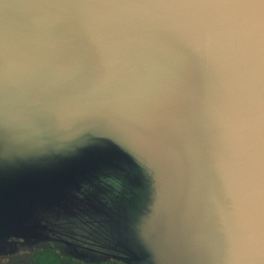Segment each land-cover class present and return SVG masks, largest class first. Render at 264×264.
<instances>
[{
    "label": "water",
    "instance_id": "95a60500",
    "mask_svg": "<svg viewBox=\"0 0 264 264\" xmlns=\"http://www.w3.org/2000/svg\"><path fill=\"white\" fill-rule=\"evenodd\" d=\"M0 224V255L264 264V0H0Z\"/></svg>",
    "mask_w": 264,
    "mask_h": 264
},
{
    "label": "trees",
    "instance_id": "16d2710c",
    "mask_svg": "<svg viewBox=\"0 0 264 264\" xmlns=\"http://www.w3.org/2000/svg\"><path fill=\"white\" fill-rule=\"evenodd\" d=\"M42 245V246H41ZM41 245H38L31 249L28 253L33 254V256H36V260L39 259V257L42 256V254L45 255L43 261H47V263H59L62 262V258H67L68 260L73 261V264H125L117 260H89V259H82L76 256H73L70 253H67L64 251V249H61L59 244L56 242H50L43 243ZM32 256V257H33ZM34 258V257H33Z\"/></svg>",
    "mask_w": 264,
    "mask_h": 264
},
{
    "label": "flooded vegetation",
    "instance_id": "af4514ba",
    "mask_svg": "<svg viewBox=\"0 0 264 264\" xmlns=\"http://www.w3.org/2000/svg\"><path fill=\"white\" fill-rule=\"evenodd\" d=\"M50 227H52L51 224H48L47 228H45V229L46 230L54 229V228H50ZM47 232H51V231H45L44 233H47ZM30 250L31 249H29L28 251H24L23 250L21 252H17V253L12 254V255H0V264H53V263H47V261H45V262L43 261V259L45 257L44 254H42V256L39 257L38 260H36L35 259L36 256H33V254L28 253ZM86 255H89V254H86ZM78 257L82 258V259L84 258L83 255L78 256ZM99 257L100 256H98V255H90L88 257V259L89 260L93 259V261H97V260L103 259V258H101V257L99 258ZM61 259H63L62 262L60 261L59 263H56V264H73L74 263L73 261L68 260L67 258H62L61 257Z\"/></svg>",
    "mask_w": 264,
    "mask_h": 264
},
{
    "label": "rangeland",
    "instance_id": "374dc122",
    "mask_svg": "<svg viewBox=\"0 0 264 264\" xmlns=\"http://www.w3.org/2000/svg\"><path fill=\"white\" fill-rule=\"evenodd\" d=\"M52 215V214H51ZM54 215V214H53ZM45 216V217H44ZM38 218H41L40 221L42 222V225L48 226V224H54V225H59L62 226L63 223H65L66 218H62L59 220H54L50 215H42L41 213H39V211L34 210V213H30L29 214V218L27 219V225H23L21 227L22 230H29L32 227V224L35 220H37ZM79 224L80 227H84V228H93L92 222L88 221V220H84L83 218H80L79 220ZM9 227L7 225H3L0 224V231L3 230H8ZM21 240H19L20 242Z\"/></svg>",
    "mask_w": 264,
    "mask_h": 264
}]
</instances>
